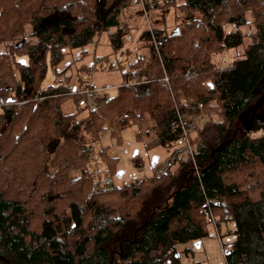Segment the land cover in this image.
I'll use <instances>...</instances> for the list:
<instances>
[{
  "label": "trees",
  "instance_id": "trees-1",
  "mask_svg": "<svg viewBox=\"0 0 264 264\" xmlns=\"http://www.w3.org/2000/svg\"><path fill=\"white\" fill-rule=\"evenodd\" d=\"M152 1L188 20L174 34L144 29L145 51L116 93L83 107L74 96L64 114L66 89L42 87L47 67L58 73L66 51L103 34L129 54L127 12L139 0H0V264H179L175 245L205 235L194 217L204 202L217 225L234 223L227 263L264 264V0ZM180 115L195 134L192 159L118 187L102 146L106 178L89 171L100 132L119 142L137 125L147 151L171 149Z\"/></svg>",
  "mask_w": 264,
  "mask_h": 264
},
{
  "label": "rangeland",
  "instance_id": "rangeland-1",
  "mask_svg": "<svg viewBox=\"0 0 264 264\" xmlns=\"http://www.w3.org/2000/svg\"><path fill=\"white\" fill-rule=\"evenodd\" d=\"M143 1L149 4L150 2L154 3L155 9L150 12L148 21L140 13L139 2L136 7L127 12L128 30L124 48L128 49L129 54H120V52L115 54L107 35L103 34L86 47L66 51L64 60L58 65V73H56V70L53 71L47 67L42 87L51 86L65 89L64 86L66 85L73 89H81L89 82H94L103 89L100 95L113 96L116 93L115 88H118V84L121 82L122 69L126 70L129 63L135 60L134 56L145 51L142 43H140L143 30L148 29L154 36L156 30L164 27L166 33L174 34L188 20L174 5L165 7L163 1L157 3L152 0ZM182 1L173 0L175 5H180ZM240 30L243 33L250 31L246 26L241 27ZM24 33L28 34L29 28H24ZM27 39L30 43L35 42L30 36ZM21 41L20 38L16 39L14 45H18ZM247 42L248 39L245 38V44ZM245 44L236 49L225 50L215 56L216 67L223 68L232 60L242 57ZM4 49V45H0V52H3ZM59 80L62 81L59 82ZM65 96L68 97V101L64 104L63 113L75 112L74 101H72L74 96L69 91H66ZM75 97L77 96L75 95ZM24 103L25 101H19L17 105L20 104L21 106ZM258 115L261 119L264 113ZM198 118H186L191 123V128L195 124L200 125L202 123V119ZM149 126H151V123L146 125V127ZM187 131L191 145V140L194 139L195 134L191 129H187ZM138 133V126H131L121 132L119 142L115 141L110 132L102 131L99 133L98 141L100 144H94L95 156L87 165L96 179L103 181L106 178V166L101 153H99L102 146L106 147L104 158L111 157L115 159L111 162V165L115 170L113 182L118 187L137 184L142 180L152 178L154 175L159 176L175 168L181 162V159H185L174 153V147L171 149L159 147L147 151L145 144L151 137L144 136L143 139L137 140ZM213 215L214 221L205 219L204 216H194L200 220L198 225L205 235L200 236V238H187L175 245V258L179 264H225V256L229 254L231 242L234 240L231 234L234 223L232 221H218V225H216L219 218L214 213Z\"/></svg>",
  "mask_w": 264,
  "mask_h": 264
},
{
  "label": "built area",
  "instance_id": "built-area-1",
  "mask_svg": "<svg viewBox=\"0 0 264 264\" xmlns=\"http://www.w3.org/2000/svg\"><path fill=\"white\" fill-rule=\"evenodd\" d=\"M139 7H140V13L147 21L149 19V14L152 10H154V3L150 4L148 2H144L143 0H139ZM155 49H157V45L154 42ZM62 80H59L61 82ZM163 85H168V77L165 75L162 79ZM64 86V85H63ZM66 91H69L72 96H80V99L78 101V106L83 107L85 105H93L95 99L101 94L103 89L99 87L94 82H89L86 84L85 87L81 89H73L72 87L64 86ZM20 106V104H18ZM183 118L181 115L179 116V122H180V129L183 132L182 136L180 137L177 145L174 148V153L179 154L181 158L185 159H192L193 158V148L192 145L189 143L188 138V131L183 123ZM184 160V159H181ZM200 212L203 214L205 219H210L211 221H214V215L211 209L209 208V203L204 202L200 207Z\"/></svg>",
  "mask_w": 264,
  "mask_h": 264
},
{
  "label": "crops",
  "instance_id": "crops-1",
  "mask_svg": "<svg viewBox=\"0 0 264 264\" xmlns=\"http://www.w3.org/2000/svg\"><path fill=\"white\" fill-rule=\"evenodd\" d=\"M216 225H217V224H216ZM234 229H235V226H234ZM234 229H233V231L231 232V234L233 235V237H234V239H235V236H234V234H233ZM233 241H234V240H233ZM233 241H232V242H233ZM232 242H231V243H232ZM230 249H231V247H230ZM225 264H228L227 261H226V259H225Z\"/></svg>",
  "mask_w": 264,
  "mask_h": 264
}]
</instances>
